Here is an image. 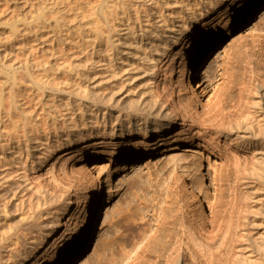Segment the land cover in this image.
Instances as JSON below:
<instances>
[{"label":"bare ground","instance_id":"obj_1","mask_svg":"<svg viewBox=\"0 0 264 264\" xmlns=\"http://www.w3.org/2000/svg\"><path fill=\"white\" fill-rule=\"evenodd\" d=\"M135 1L0 0V32L7 28L8 37L21 41L18 51L0 49V77L5 75L7 83L4 86L0 81V245H7L12 256L18 255L21 246L35 251L31 259L16 264L36 259L49 232L29 239L13 222L16 215L22 222L36 221L53 202L64 207L72 201L64 184L44 188L35 182L45 172H60L62 164L75 173L77 163L107 155L134 159L162 149L224 142L232 144L238 161L236 211L207 221L182 206L176 214L162 216L164 227L154 235L161 245H154V250L151 243L145 246V254L153 256L146 264H214L217 256L222 264H264V94L247 113L239 109L238 129L244 133L234 139L227 120L238 111L232 113L226 104L203 111L177 86L166 85L168 48L180 36L171 29L167 39H146L144 49L145 32L156 33L155 26L162 21L161 6L168 0ZM263 1L246 2L236 23L250 18ZM238 3L233 1L230 14ZM209 6H215L214 0H201L200 8L188 10V18L202 16ZM188 18L181 26H187ZM69 35L79 38L71 40L76 48L73 53L66 50ZM219 35L218 29L202 30L191 53V67L184 69L191 83ZM121 36L132 37L141 49H122ZM25 41L30 45L26 50L21 47ZM260 61L259 57L242 67H249L248 77L241 82L242 93L253 92L264 79L257 66ZM72 76L93 82L77 81L78 92L72 94L64 87ZM133 80L138 81L136 87L127 88ZM132 142L134 146L126 148ZM250 158L254 163L248 167ZM86 177L94 179L91 171ZM181 179L182 175L176 180L180 183ZM226 181L223 175L221 190ZM102 204L101 196L94 193L85 220L77 224L74 255L78 264H89L85 252Z\"/></svg>","mask_w":264,"mask_h":264},{"label":"rangeland","instance_id":"obj_2","mask_svg":"<svg viewBox=\"0 0 264 264\" xmlns=\"http://www.w3.org/2000/svg\"><path fill=\"white\" fill-rule=\"evenodd\" d=\"M233 1L214 0V7H207L202 16L191 19L188 18V10L200 8L201 0H168V4L161 6L162 21L155 26L157 34L147 31L141 42L145 49L146 39L153 41L159 37L167 39L172 32L171 29L177 33L175 35L180 36L168 48L170 68L166 85L170 88L177 86L185 98L193 100L203 111H210L218 104H226L232 113L238 111L227 120V127H232L233 131L230 134L235 139V135L244 133L243 129H238L240 110L247 113L264 94L263 78L253 92L242 93L241 90L242 80L249 75L247 71L249 67L245 69L242 67L248 65V62L252 64L260 57L261 61L257 66L260 75H264V49H259L260 45L264 47V39H258V35H264V1L255 13L242 23H236L237 15L245 9L246 2L250 0H239L238 6L230 14L228 9ZM134 2L137 1L133 0ZM185 17L188 18V23L183 27L181 25ZM206 27L214 31L220 30L219 40L206 54L196 81L191 83L190 74L186 72L184 75V69L191 67V53ZM9 34L7 28L0 32V49L18 51L17 46L21 41L8 37ZM68 37L70 41L66 46L67 52H76L71 40L73 42L78 40V36ZM120 40L124 47L122 49H141L135 46L136 42L132 37L121 36ZM21 47L25 49L30 45H26L25 41ZM5 77L1 76L0 81L7 86L4 82ZM70 81L71 83L64 87L72 94L78 92L75 91L77 81H81V84L86 81L89 84L93 82L88 79L78 80L73 76ZM130 82L127 84L132 85H128L127 88L132 89L136 87L138 81ZM61 96L67 98L64 95H60V98ZM61 102L63 103L60 100L59 103ZM223 144L224 142L212 146L199 144L167 151L162 149L134 159H129L128 155L117 157L107 155L100 159L77 163L75 173H72L69 167L65 170L66 165L63 164L60 172H45L35 182L44 188L54 183L64 184V192L72 201L64 207L53 202L49 211L43 212L44 217L36 221L22 222L17 215L15 216L13 223L20 226L19 231L22 229L24 233L27 232L29 239L49 232V235L45 236V244L42 242L44 245L36 253L38 254L36 259L29 263L27 260L24 264H78V259L74 255L76 241L79 240L75 234L77 224L79 220H85L94 193L101 196L103 204L85 252L89 264H146L149 260L147 258L153 259V256L145 254V246L151 243L154 250L161 245L159 238H155L154 235L158 229L162 230L164 227L162 216L176 214L182 206L194 209L196 214L203 215L207 221L215 217L223 218L224 215L236 211L234 191L235 166L238 161L232 155L233 149L230 148L232 144ZM128 146L133 147L134 142L126 148ZM227 161L230 163V169L227 167ZM253 163L254 160L250 158L248 167ZM189 164L190 166H187ZM257 166L260 169V166ZM88 171H91L93 180L86 177ZM180 175L182 179L178 183L176 179ZM223 175L227 176V181L224 182V190H221L220 178ZM22 231L20 232L23 233ZM6 246L0 245L3 257L1 264H16L20 260L31 259L35 252L28 246L27 248L21 246L18 248L19 256L16 254L12 256ZM214 264H222L219 256Z\"/></svg>","mask_w":264,"mask_h":264}]
</instances>
